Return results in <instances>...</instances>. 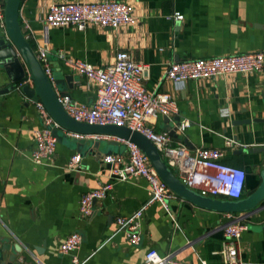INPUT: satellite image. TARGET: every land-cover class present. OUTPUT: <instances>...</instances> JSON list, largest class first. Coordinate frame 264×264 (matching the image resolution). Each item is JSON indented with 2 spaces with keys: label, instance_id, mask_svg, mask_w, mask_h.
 Returning <instances> with one entry per match:
<instances>
[{
  "label": "crops",
  "instance_id": "crops-1",
  "mask_svg": "<svg viewBox=\"0 0 264 264\" xmlns=\"http://www.w3.org/2000/svg\"><path fill=\"white\" fill-rule=\"evenodd\" d=\"M59 1L67 0H21L19 6L25 38L34 51L37 46L47 50L57 94L93 104L94 83L67 61L81 59L98 67L114 62L118 51L126 52L147 65L146 89L169 93L176 102L177 114L150 119L153 129L169 133L167 125L176 128L172 141L190 151L225 149V139H232L235 148L225 149L221 160L245 171L240 198L258 187L264 169V69L188 80L178 90L163 73L173 61L264 53V0H120L132 6L135 24L116 29L89 25L81 30L44 24L47 7ZM176 13L182 18H174ZM55 79H61L59 86ZM11 85L0 68V238L20 246L12 264H70L73 256L80 264H144L149 249L161 256L174 253L183 264H224L219 225L226 213L200 208L176 194L166 206L158 201L145 206L138 244H130L117 229V216L131 215L147 202L148 183L142 177L119 181L110 175L103 154L126 152L116 137H81V161L69 170L67 161L78 152L75 141L80 138L60 130L65 137L57 141L52 159L33 163V132L41 123L34 101L19 88L9 89ZM222 107L226 115L220 113ZM184 119L189 124L180 131L177 125ZM104 183L112 185L107 196L95 202L91 215L81 216V195ZM260 207L241 234L242 264H264V200ZM72 232L81 236L79 247L59 253V245Z\"/></svg>",
  "mask_w": 264,
  "mask_h": 264
},
{
  "label": "built area",
  "instance_id": "built-area-1",
  "mask_svg": "<svg viewBox=\"0 0 264 264\" xmlns=\"http://www.w3.org/2000/svg\"><path fill=\"white\" fill-rule=\"evenodd\" d=\"M5 1L0 0V22L3 27ZM173 16L176 19L182 18L178 13ZM137 20L132 6L120 0L53 2L43 15L44 24L49 27L70 26L80 30L89 25L116 29L121 25L135 24ZM34 52L52 82L47 50L37 46ZM67 63L73 71L84 76L96 87V99L91 105L74 100L66 93L57 94L59 103L70 118L89 124L126 126L138 131L152 142L166 165L186 187L213 198L235 200L241 197L245 171L221 160L225 149L235 148L232 139H225V149L197 147L190 151L183 143H174L168 131H156L149 124L150 119L158 114L165 116L177 114L178 108L169 93L146 89L144 84L148 75L146 64L133 60L123 51L116 53L114 62L103 66L95 67L81 59L68 60ZM263 69L264 53L254 51L173 61L167 63L163 78L170 81L178 90L188 80L233 73H256ZM24 82L32 84L29 78ZM34 104L41 126L33 132L34 145L29 158L35 164H42L53 157L57 140L52 134V129L58 125L42 102L36 101ZM220 113L226 115L228 111L222 107ZM188 124L189 122L184 119L178 123L177 129L183 131ZM70 135L75 138L83 137L71 132ZM117 140L125 144L126 152L106 153L102 156V161L109 167L110 175L119 181L142 177L148 183L147 202L131 215L115 218L117 229L124 231L130 244L136 245L141 240L140 221L145 206L153 201L166 206L167 201L175 197V194L162 181L147 155L139 147L128 140L121 138ZM81 158L79 152L72 154L67 161V169H77ZM111 188V183H104L81 195L80 215L83 217L91 215L95 202L106 197ZM260 208L258 206L251 211L224 215V221L219 225L224 237L219 254L224 264H242L239 256L241 234L247 229L250 216ZM80 243V234L72 232L59 245L58 251L61 254L71 253ZM173 256L174 253L161 256L156 250L149 249L145 253L144 264H183L176 261ZM70 264H80V260L73 256Z\"/></svg>",
  "mask_w": 264,
  "mask_h": 264
},
{
  "label": "water",
  "instance_id": "water-1",
  "mask_svg": "<svg viewBox=\"0 0 264 264\" xmlns=\"http://www.w3.org/2000/svg\"><path fill=\"white\" fill-rule=\"evenodd\" d=\"M20 1H5L3 12L4 33L0 34V68L4 70L10 83H12L9 89L19 86L20 91L32 101L42 102L49 115L58 125L52 129V134L57 141H61L65 137L60 133V130L82 136L104 135L128 140L147 155L150 164L154 167L162 181L174 194L183 200L200 208L224 213L251 211L260 206V203L264 200V169L261 170V182L258 187L243 198L229 200L203 196L186 187L177 178L172 169L166 165L152 142L138 131L131 130L126 126L89 124L70 118L58 101L53 82L48 79L41 63L36 58L32 46L21 30L19 23ZM27 78L31 80L32 86L24 82ZM71 78L72 76L69 75L64 79L70 81ZM60 82L61 79H55L54 84L59 86ZM7 90L4 89V91ZM2 92L0 91V93ZM165 129L169 130V134H173L176 130V128L170 129L168 125ZM83 143H85V138L75 141L78 152H80ZM19 252V245H11L9 239L0 238V264H12L16 262V256Z\"/></svg>",
  "mask_w": 264,
  "mask_h": 264
}]
</instances>
